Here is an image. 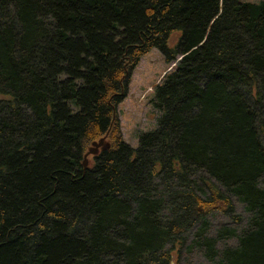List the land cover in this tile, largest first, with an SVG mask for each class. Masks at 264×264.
Listing matches in <instances>:
<instances>
[{
    "label": "trees",
    "instance_id": "16d2710c",
    "mask_svg": "<svg viewBox=\"0 0 264 264\" xmlns=\"http://www.w3.org/2000/svg\"><path fill=\"white\" fill-rule=\"evenodd\" d=\"M153 48L176 65L133 148L118 106ZM216 212L246 226L211 233ZM195 249L264 264V1L0 0V264Z\"/></svg>",
    "mask_w": 264,
    "mask_h": 264
},
{
    "label": "rangeland",
    "instance_id": "374dc122",
    "mask_svg": "<svg viewBox=\"0 0 264 264\" xmlns=\"http://www.w3.org/2000/svg\"><path fill=\"white\" fill-rule=\"evenodd\" d=\"M246 2L259 3L264 0H242ZM182 32L176 31L172 34L169 40V46L175 47ZM176 62L169 63L165 56L157 48H153L150 52L144 55L139 64L134 69L131 82L129 85V92L127 97L118 106V114L121 121V128L125 141L133 148H137L139 144V136L148 131L155 130L158 126V119L160 116L159 110L154 106V89L155 86L161 82L165 73L174 68ZM93 163V159L89 160ZM236 203V211L244 216L243 205ZM212 220L211 233L222 226L236 227L238 232L246 226L245 220L241 223H236L221 212H216L209 216ZM224 243L229 245L236 244L235 239L225 240ZM171 264H216L206 259L196 249L187 253L183 250L182 253L174 255Z\"/></svg>",
    "mask_w": 264,
    "mask_h": 264
},
{
    "label": "water",
    "instance_id": "95a60500",
    "mask_svg": "<svg viewBox=\"0 0 264 264\" xmlns=\"http://www.w3.org/2000/svg\"><path fill=\"white\" fill-rule=\"evenodd\" d=\"M103 142V140H101L100 142H94L93 145L90 147V149L88 150V152L86 153L85 157H84V166L87 167L89 165V155H97L99 150H100V144Z\"/></svg>",
    "mask_w": 264,
    "mask_h": 264
}]
</instances>
